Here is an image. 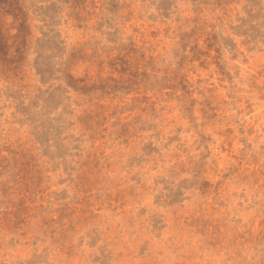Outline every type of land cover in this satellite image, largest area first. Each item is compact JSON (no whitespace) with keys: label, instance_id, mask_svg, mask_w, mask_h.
Instances as JSON below:
<instances>
[{"label":"rangeland","instance_id":"rangeland-1","mask_svg":"<svg viewBox=\"0 0 264 264\" xmlns=\"http://www.w3.org/2000/svg\"><path fill=\"white\" fill-rule=\"evenodd\" d=\"M0 264H264V0H0Z\"/></svg>","mask_w":264,"mask_h":264}]
</instances>
